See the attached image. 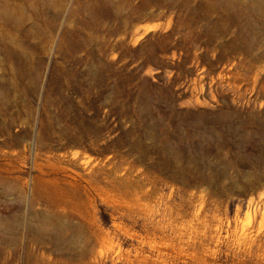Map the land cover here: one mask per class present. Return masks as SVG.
<instances>
[{
	"label": "rangeland",
	"instance_id": "rangeland-1",
	"mask_svg": "<svg viewBox=\"0 0 264 264\" xmlns=\"http://www.w3.org/2000/svg\"><path fill=\"white\" fill-rule=\"evenodd\" d=\"M0 264H264V0H0Z\"/></svg>",
	"mask_w": 264,
	"mask_h": 264
},
{
	"label": "bare ground",
	"instance_id": "bare-ground-1",
	"mask_svg": "<svg viewBox=\"0 0 264 264\" xmlns=\"http://www.w3.org/2000/svg\"><path fill=\"white\" fill-rule=\"evenodd\" d=\"M49 222V221H48ZM48 222H46L49 226H52V224H49ZM54 224V223H53Z\"/></svg>",
	"mask_w": 264,
	"mask_h": 264
}]
</instances>
